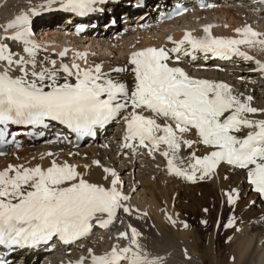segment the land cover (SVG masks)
Here are the masks:
<instances>
[{
  "label": "snow or ice",
  "instance_id": "obj_1",
  "mask_svg": "<svg viewBox=\"0 0 264 264\" xmlns=\"http://www.w3.org/2000/svg\"><path fill=\"white\" fill-rule=\"evenodd\" d=\"M98 2L102 0H46L47 7H41L85 16L96 10L93 6ZM56 4L58 9L53 8ZM39 14L31 9L0 25V125L4 126L0 127V144L5 142L9 123L44 125L50 119L81 135H91L95 127L128 111L124 116L125 140L138 141L151 151H161L164 145L161 154L167 158L170 174L195 183L214 178L226 163L244 170L250 187L264 197V119L257 118V114L264 115V108L255 107L252 95L244 96L228 83L195 78L183 67L172 66L170 55L177 54V63L188 56L195 60L197 51L225 59L239 56L254 61L264 71V62L240 47L264 51V34L245 26L235 30L241 38L218 37L208 25L203 28L204 37L185 32L181 40L173 41L171 49L134 51L128 60L130 67L104 71L99 63L81 67L75 62L57 66L56 60L47 57V64L38 61L32 17ZM7 41L22 42L27 55L16 53ZM67 51L59 56L65 57ZM76 55L87 62L85 53ZM113 73H129L132 80H122ZM189 133L197 139L185 138ZM194 145H203L208 151L203 155L191 151L185 166L181 150ZM92 163L102 167L99 161ZM103 172L107 184L91 181L78 165L55 159L47 168L9 165L0 170V245L9 249L35 246L56 235L69 243L90 234L94 224L110 229L120 220L121 211L129 215L138 212L124 203L130 197L122 191L117 172L108 167H103ZM225 195L229 204L239 199L237 189ZM168 219L176 223L172 216ZM233 223L234 218L226 227ZM128 229L117 237V241L127 240L126 245L117 242L108 252L91 254V264H157L158 258L150 257L140 243L141 233L132 225ZM84 260L77 264H84ZM0 264L4 262L0 260Z\"/></svg>",
  "mask_w": 264,
  "mask_h": 264
},
{
  "label": "bare ground",
  "instance_id": "obj_2",
  "mask_svg": "<svg viewBox=\"0 0 264 264\" xmlns=\"http://www.w3.org/2000/svg\"><path fill=\"white\" fill-rule=\"evenodd\" d=\"M132 1L135 3L130 4L128 0L116 4L107 3L103 6V14L93 18L97 28L85 35L73 34L67 25L69 20H74L73 15L64 13L61 16H49L48 12L41 7L42 5L47 7L46 0H0V25L6 24L21 12L37 9L40 14L32 17V39L36 40L35 42L39 45L36 57L38 61H44L47 64L45 60L47 57L56 60L57 66L61 63L71 66L75 62L81 67L99 63L102 64L104 71L115 67H130L128 65L129 52L134 49L148 47L171 49L175 46L173 41L181 40L185 32H190L198 38L204 37L203 28L208 25L212 26V34L218 37L235 38L240 36L235 30L245 26H250L256 32L264 34V10L260 8L254 10L248 4L238 5L236 2L219 1L215 8L196 10L193 14L185 15L181 19L161 23L153 20L145 24L138 21V17L146 10L136 11L135 6H146L151 10L150 6L154 5L153 1L147 0L145 3L142 0ZM154 16L155 14H152V17ZM100 17L105 20L102 25L98 24ZM110 18H114V25L105 28L104 24L109 22ZM125 20L126 22H124ZM167 28L170 30L164 35L162 31ZM10 32L11 30L9 34ZM169 36L172 37V40L168 39ZM45 38L47 39L44 40ZM50 39L54 40L55 44H51ZM12 43V47L17 46L16 42L12 41ZM184 47L191 51L189 45ZM240 47L249 55L264 62V51H260L259 47L251 48L247 45ZM22 48L23 44L19 43L17 48L12 50L19 55L26 56L27 54L22 51ZM65 49L68 50L67 55L60 57L59 53ZM124 51L127 52L124 54ZM76 53H85L87 62L77 57ZM170 55L173 57L172 66L183 67L189 75L195 78L228 83L235 91L243 93L244 96L252 95L255 107L264 108V102L261 101L262 94H264V71L260 70L254 61L231 56L226 64L212 63L195 54V60L188 56L183 57L177 63L175 61L177 54L170 53ZM215 67L221 71V77L215 75L214 72L217 71L214 70ZM193 69H206L210 70V73L195 74L191 71ZM113 76L129 82L132 80L129 73H113ZM126 115H128V111H125L119 120L121 121ZM257 118L264 119V115L257 114ZM160 122L164 123V121ZM185 138L197 139L194 133L186 134ZM46 141L48 142L44 143ZM49 141L50 138L45 136L34 142L21 141L19 149H16L17 145L12 146L3 157H0V170L6 169L9 165L34 167L39 164L43 168H47L55 159L58 163L67 161L69 164L78 165L79 170L86 172L91 181L107 184V181H103L105 175L103 167H108L114 169L119 175L122 182L121 188L125 194L130 197L131 193L137 192L136 197L141 198L142 195L138 189L142 186L143 197L146 199L144 203L139 204L130 199L125 201L127 206L134 210L136 208L138 212L133 211L129 215L121 211L118 213L121 221L115 228L109 232L97 229L96 233L99 234V237L91 236L78 243L73 247L72 253L83 255L86 252L90 253L89 249H91L92 253L90 254L100 255L108 252L117 242L126 245L127 240L117 241V237L121 231L129 230L128 225H132L141 233L138 239L150 257L158 258L157 264H264V197L253 193L247 199L243 198L247 196V189L250 185L248 182L241 185L242 181H240V185L237 186L236 182L241 179L242 170L235 169L226 163L222 164L217 169L215 177L210 178L211 181L201 191L204 193L202 198L195 201V192L191 190L193 186L185 185L183 182L186 181H181L182 178L175 185L166 180L168 175H174L169 173L167 158L154 161L153 155H146L142 152L127 157L125 155L127 151L121 147L120 138L111 136L108 132L91 143H83L76 149L71 147L56 148L50 146ZM191 151L203 155L207 153L208 149L203 145H194L193 149L183 148L180 156L185 159V166ZM48 153H52V155L49 156ZM94 160L99 161L102 167L93 164ZM84 165L89 167L85 169ZM146 165H151L158 171V174L161 173L163 181L157 183L154 179L156 178L155 174L145 171L144 166ZM236 170L239 172H235ZM231 171H233L232 175L227 173ZM136 174L141 175L139 176L141 178H138ZM122 176L130 179L127 181V185ZM132 176H134V180H132ZM226 183L229 185L227 186ZM226 186L227 192L232 189H237L239 194L242 192L236 204H232L230 219L234 218L233 226L226 227L229 219L223 232L218 233L214 227L208 235L204 223L199 222V226L192 227L199 220H205L207 214L214 209L213 207L216 206L220 213L223 211V205L217 198L216 201H210L209 198L206 203L204 198H207L208 195H222ZM170 192L175 194V198H179L180 201H170L168 199ZM204 207L207 208V212L204 211ZM143 213H147V216H143ZM169 216H172L176 221L175 224L168 219ZM184 223L188 224L187 228L184 227ZM220 234L221 238H217ZM104 238H107L108 250H98L96 244ZM202 240L206 241V245H202ZM79 248L84 249V252L77 251ZM32 258V255L28 258L16 257L14 264H30Z\"/></svg>",
  "mask_w": 264,
  "mask_h": 264
},
{
  "label": "rangeland",
  "instance_id": "obj_3",
  "mask_svg": "<svg viewBox=\"0 0 264 264\" xmlns=\"http://www.w3.org/2000/svg\"><path fill=\"white\" fill-rule=\"evenodd\" d=\"M35 10H37V9H35ZM170 29L169 28H167L166 30H163L162 31V33L164 34V35H166L167 33H168V31H169ZM13 44V43H12ZM11 44V45H12ZM126 53V51H124V54ZM192 71V73H195V74H206V73H210V70H206V69H193V70H191ZM218 72L219 73H221V71H219V70H217L216 72H214L215 73V75H217L218 74ZM217 76H219V75H217ZM221 76H222V73H221ZM220 76V77H221ZM261 101H263L264 102V94H262V99H261ZM112 134H114V132L113 133H111V136H116V135H112ZM156 160H158L157 158H155ZM117 166H118V164H116ZM144 168H145V171H147V172H150V173H153V174H155V176L154 177H156V178H154L155 179V181L158 183H160V181H163V178L161 177L162 176V174L161 173H159L158 174V171H156L155 170V168H153L151 165H146V166H144ZM232 172L233 171H231V172H227V173H230V175H232ZM235 172H239L238 170H236ZM238 175H240V174H238ZM136 176H138V178H141V177H139V176H141V175H137L136 174ZM143 176V175H142ZM145 176V175H144ZM123 177V179H125V183H126V185H127V181L128 180H130V179H128V177H124V176H122ZM226 177V176H225ZM132 178V180H134V176H132L131 177ZM161 178V179H160ZM182 178V179H181ZM246 178V173H245V171L244 170H242V172H241V179L240 180H238L236 183H237V186H239L240 184H239V182L240 181H242V184L241 185H244L246 182H247V180H243V179H245ZM180 179H181V181H186V182H183L185 185H189V186H193V189H191L193 192H195V198H194V200L195 201H197V199H200V198H202V196H203V192H201V191H203V189L204 188H206V184L209 182V181H211L210 180V178H206L205 180H203V181H197V182H195V183H193V182H191V181H187L186 179H184L183 177H181V176H177V175H168L167 176V178H166V180H168V181H170L171 182V184L172 185H175L176 183H178L179 181H180ZM159 180V181H158ZM169 186H170V184H168ZM226 185L228 186L229 185V183H226ZM227 186H226V188L223 190L224 191V193L221 195H218V196H214V195H208L207 196V198L205 197L204 198V201H205V203L209 200V198H210V201H216V198H217V200L219 201V203H221L222 205H223V211L220 213L219 211H217V208H216V206L215 207H213L214 209L213 210H211V212L210 213H208L207 214V216H206V218H205V220H202V221H207V223L205 224L206 225V227H205V230H206V234L208 235V234H210L211 233V231L213 230V228L215 227V230L218 232V233H221V232H223V228H224V226H225V224H226V222L230 219V217H231V215H232V204H229L228 203V198H227V196L225 195V193H227ZM250 188V189H249ZM249 188L247 189V196H245V197H243L244 199H247L248 197H249V195L250 194H256L257 192H255V191H253V189L249 186ZM142 189V186L138 189L139 191H140V193H141V195H142V197H141V195H140V197L141 198H137L136 197V193L137 192H134V193H131L130 194V200L132 201V202H135L136 204L138 203H144V201H146V199H145V197H143V191L141 190ZM125 190V189H124ZM137 190V191H138ZM243 190V189H242ZM239 195H242V192L239 194ZM169 200L170 201H174V200H177V202L178 201H180L179 200V198L178 199H176L175 198V194L173 195V193L172 192H170L169 193ZM220 196V197H219ZM141 201V202H140ZM176 202V201H175ZM176 202V203H177ZM205 209H207L206 207H204ZM202 221L201 220H199L197 223H195L192 227H197V226H199V222L200 223H202ZM217 222V223H216ZM229 223V222H228ZM217 238H221V234L217 237ZM206 243V241H204V240H202V245H206L205 244ZM201 245V246H202ZM97 246H98V248H97ZM96 248L98 249V250H101L102 249V251H105V250H107L108 249V243H107V238H104L103 240H101V241H99V242H97V244H96ZM95 248V249H96ZM104 249V250H103ZM77 251H80L81 253L82 252H84V249H78Z\"/></svg>",
  "mask_w": 264,
  "mask_h": 264
}]
</instances>
